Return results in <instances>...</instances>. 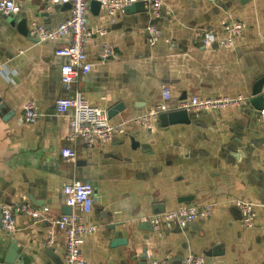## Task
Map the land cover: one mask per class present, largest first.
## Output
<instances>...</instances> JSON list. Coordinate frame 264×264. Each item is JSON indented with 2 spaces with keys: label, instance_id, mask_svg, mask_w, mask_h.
Listing matches in <instances>:
<instances>
[{
  "label": "crops",
  "instance_id": "obj_1",
  "mask_svg": "<svg viewBox=\"0 0 264 264\" xmlns=\"http://www.w3.org/2000/svg\"><path fill=\"white\" fill-rule=\"evenodd\" d=\"M16 1L20 13L0 15V61L6 63L0 74V208L28 203L47 212L42 220L17 216L14 233L0 221V264L8 239L20 243L23 264H65V237L54 221L70 212L63 190L73 180L95 188L87 223L96 231L81 247L89 264H139L145 253L147 264H184L190 255L207 264H264V118L257 102L264 93V0H164L153 21L161 31L154 46L146 7L111 18L91 0L87 26L106 34L87 41L93 70L80 76L77 88L90 105L113 111L112 122L146 114L163 101L165 87L171 109L192 96L245 99L225 111L188 112L186 121L169 120L165 127L160 121L151 129L128 124L112 142L76 145L74 161L61 155L72 144L68 117L55 110L56 101L69 96L61 81L66 60L56 55L66 41L39 44L29 35L35 26L56 28L70 8ZM221 20L243 24L242 35L232 47L205 46L197 32L218 28ZM105 44L113 55L102 61ZM28 103L41 114L35 124L24 120ZM235 200L254 204L250 228ZM181 206L212 210L183 229L157 233L148 225ZM110 225L120 238L109 236Z\"/></svg>",
  "mask_w": 264,
  "mask_h": 264
},
{
  "label": "built area",
  "instance_id": "obj_2",
  "mask_svg": "<svg viewBox=\"0 0 264 264\" xmlns=\"http://www.w3.org/2000/svg\"><path fill=\"white\" fill-rule=\"evenodd\" d=\"M101 8L111 18L119 14H125L126 10L137 3H144L148 11L151 23L147 26L148 42L151 46L157 44L161 38V31L153 23L161 15L164 0H96ZM216 3L219 0H206ZM91 0H47L49 5H70L69 18L52 30L35 26L30 29L29 35L39 44H55L65 40L66 44L57 48L56 55L64 58L66 63L61 67V81L69 96L59 98L55 103L57 115L68 117V140L72 147L64 148L61 155L71 161L76 160V145L83 144L87 148H93L97 144L112 142L125 131L128 124L141 125L147 129L153 128L160 116L170 111L187 112H220L240 106L245 98H200L192 96L188 100L181 101L176 108L171 109L167 102L171 100V91L163 88V101L151 108L146 114L131 118L125 122L115 123L108 116V111L92 106L79 91L77 85L80 76H87L93 70L86 51L87 41L95 35L104 36L106 30L100 28L91 30L87 26V13ZM21 11V6L16 0H0V15L12 17ZM245 26L237 22L221 20L218 28H202L197 32L205 46L218 43L222 47H232L242 35ZM113 55V49L105 44L101 53L102 61ZM6 63L0 61V74H4ZM264 104V93L262 94ZM264 118V106L260 110ZM41 118V114L34 103H28L24 108V120L27 124H35ZM66 203L72 210L70 215H63L54 221L55 228L64 235L66 243L65 264H89L81 252L85 235L96 231L94 226L87 223V217L94 207L95 188L89 182L73 180L64 187ZM235 208L239 211L244 227L253 225L255 206L244 200H235ZM211 206H181L176 210L157 214L148 222L155 232L170 230L175 227L186 228L199 219H206L211 214ZM47 210H37L28 203L7 204L2 207V228L8 233H14L17 227V216H27L36 220L44 219ZM49 244H53L52 237ZM154 264H168V262H155ZM184 264H207L205 257L190 255L185 258Z\"/></svg>",
  "mask_w": 264,
  "mask_h": 264
},
{
  "label": "water",
  "instance_id": "obj_3",
  "mask_svg": "<svg viewBox=\"0 0 264 264\" xmlns=\"http://www.w3.org/2000/svg\"><path fill=\"white\" fill-rule=\"evenodd\" d=\"M92 6H93V8H101L100 4L96 0H93ZM65 7L71 8L70 5H65ZM139 7H142L143 9H145V4L144 3L134 4L132 7L128 8L126 10V13L133 11L134 8H139ZM257 102L259 103V110H261L264 106L262 95L257 99ZM108 116L110 119H112V117L114 116V112L108 111ZM187 116H188V112L185 110L171 112V113H164L160 116V123L162 124V126L165 127V126H167L169 120L172 121L173 123L178 122V121H186ZM69 211L70 212L66 213L65 215L71 214L70 208H69ZM2 220H3V214H2V209L0 208V221L2 222ZM148 225L151 226L150 223H148ZM1 226H2V223H1ZM107 232H108L109 236H113L116 239L120 238L122 235L121 233L116 232V226L115 225L108 226ZM118 246H122V245H117L115 242L112 244V247H118ZM21 250H23V249L20 247L19 242H17L16 240H13V239H8L5 242V244L3 245V247L1 248V257L3 258V262L5 264H23V257L22 256L19 257L21 255V254H19V252ZM212 255L217 256L215 250L212 252ZM146 258L147 257H146V253H145L140 257L141 261L139 264H147Z\"/></svg>",
  "mask_w": 264,
  "mask_h": 264
}]
</instances>
